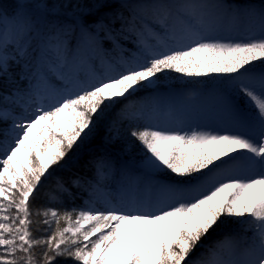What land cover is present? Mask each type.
<instances>
[{
	"label": "snow or ice",
	"instance_id": "obj_1",
	"mask_svg": "<svg viewBox=\"0 0 264 264\" xmlns=\"http://www.w3.org/2000/svg\"><path fill=\"white\" fill-rule=\"evenodd\" d=\"M0 264H264V0H0Z\"/></svg>",
	"mask_w": 264,
	"mask_h": 264
}]
</instances>
